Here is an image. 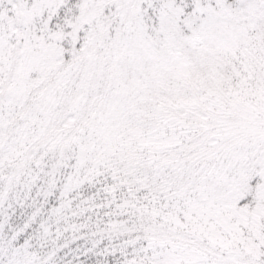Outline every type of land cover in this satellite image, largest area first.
Here are the masks:
<instances>
[{
	"label": "snow or ice",
	"instance_id": "6c2138e0",
	"mask_svg": "<svg viewBox=\"0 0 264 264\" xmlns=\"http://www.w3.org/2000/svg\"><path fill=\"white\" fill-rule=\"evenodd\" d=\"M0 264H264V0H0Z\"/></svg>",
	"mask_w": 264,
	"mask_h": 264
}]
</instances>
